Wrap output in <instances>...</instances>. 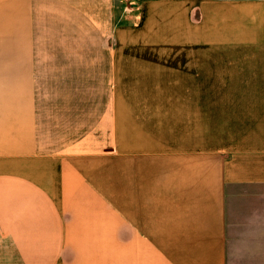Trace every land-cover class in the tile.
<instances>
[{
    "label": "crops",
    "instance_id": "0c3cea01",
    "mask_svg": "<svg viewBox=\"0 0 264 264\" xmlns=\"http://www.w3.org/2000/svg\"><path fill=\"white\" fill-rule=\"evenodd\" d=\"M125 3L0 0V264H226L264 188V0Z\"/></svg>",
    "mask_w": 264,
    "mask_h": 264
},
{
    "label": "rangeland",
    "instance_id": "374dc122",
    "mask_svg": "<svg viewBox=\"0 0 264 264\" xmlns=\"http://www.w3.org/2000/svg\"><path fill=\"white\" fill-rule=\"evenodd\" d=\"M116 1L127 7L126 0ZM257 193L260 195L251 199L241 196L229 197L226 264H264V202H257L258 197L264 196V188L259 189ZM83 206V213L89 214L90 210ZM95 207V212L103 213L100 210L103 206ZM116 239L120 241L121 237ZM114 263H122L121 245L116 246L114 251Z\"/></svg>",
    "mask_w": 264,
    "mask_h": 264
}]
</instances>
